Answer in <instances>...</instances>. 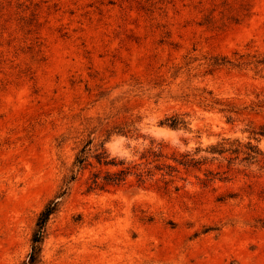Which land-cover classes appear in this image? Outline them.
Instances as JSON below:
<instances>
[{
    "label": "rangeland",
    "instance_id": "374dc122",
    "mask_svg": "<svg viewBox=\"0 0 264 264\" xmlns=\"http://www.w3.org/2000/svg\"><path fill=\"white\" fill-rule=\"evenodd\" d=\"M263 123L264 0H0V264H264Z\"/></svg>",
    "mask_w": 264,
    "mask_h": 264
},
{
    "label": "trees",
    "instance_id": "16d2710c",
    "mask_svg": "<svg viewBox=\"0 0 264 264\" xmlns=\"http://www.w3.org/2000/svg\"><path fill=\"white\" fill-rule=\"evenodd\" d=\"M172 121L170 125L177 126L184 122L180 117L175 116L170 118ZM255 135L264 136V123L260 125L259 130H253ZM92 141H89V143ZM89 151L86 148V145L80 150L79 154L76 157L75 165L79 168H83L84 164L88 160ZM96 160L100 164L104 165H116L114 158H109V155L106 150H100L96 152ZM127 174V169H121L119 171L106 170L104 175H101V170L94 173L92 180L91 188H100L104 189L111 185H118L125 181ZM75 174L72 176L74 179ZM58 198L50 200L46 206L41 210L38 215L36 228L32 235V247L31 251L28 254V258L25 259L21 264H39L41 262V252L43 249V244L47 236V225L51 216L57 211L59 206Z\"/></svg>",
    "mask_w": 264,
    "mask_h": 264
}]
</instances>
